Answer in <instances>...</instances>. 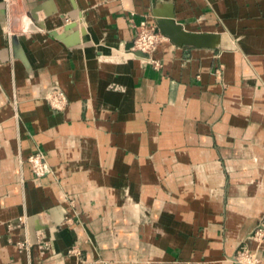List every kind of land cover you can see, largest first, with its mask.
Instances as JSON below:
<instances>
[{"label": "crops", "instance_id": "1", "mask_svg": "<svg viewBox=\"0 0 264 264\" xmlns=\"http://www.w3.org/2000/svg\"><path fill=\"white\" fill-rule=\"evenodd\" d=\"M129 13L180 29L159 68ZM261 216L264 0H0V264H235Z\"/></svg>", "mask_w": 264, "mask_h": 264}, {"label": "rangeland", "instance_id": "2", "mask_svg": "<svg viewBox=\"0 0 264 264\" xmlns=\"http://www.w3.org/2000/svg\"><path fill=\"white\" fill-rule=\"evenodd\" d=\"M132 15H133V13H129V16L127 18V23H128V25L133 27L134 34H133V37L130 38V40L127 42L128 46L126 48V52L132 53L134 55H139V56H146V55H149L150 53L152 54V52L155 50V47H157L158 45H160L163 42L164 37H165L163 35L164 31L159 27L157 21L152 22V24L149 25L148 21L146 20L147 18H145L144 20H140L138 23L135 24L132 20ZM145 16H147V14ZM145 30L148 31L149 33H151L154 36L155 40L152 44V47H150L149 50L143 52V51L135 48L133 42L138 37V34L141 31H145ZM145 64H142V65H145ZM150 66L154 69H157L160 67V62L158 60H154V59L152 60L151 59ZM46 101L52 110L61 111V109L54 107V104L49 100V98H47ZM222 190H223L222 193H224V195H225L226 191L228 190V183L227 182L224 183ZM227 201H228V198H226L225 196L222 195V197L220 198V207H225L227 204ZM136 220H137L136 222L139 223V228H140V226H143L145 223H148L151 221V216L149 213L146 212V214L141 215ZM113 226H115V224ZM140 231H141V229H138V230L124 229L123 235L125 238H127V237H129L128 235H130V234L135 235ZM113 232H115V229H113ZM247 235L250 238L251 237L254 238L255 242L257 241L256 243H258V244L262 240H264V216H261L258 219V221L256 222V225L253 227L252 230H250L247 233ZM200 236L201 235H200L199 231H197L196 233L191 232L188 235V240L191 239L192 245L195 246L194 244H195L196 240L201 239ZM225 240H226L225 230L223 229V231H221V242L223 243L222 251H223L224 255H225V252H224L223 248H224ZM204 241H207V240L204 239ZM147 248H148L147 245H141V246L137 247L136 253H138L140 255L146 254ZM125 249H127V251L129 250V252H130V247H126ZM263 249H264V247H260L256 251H249L247 249V247L245 246L244 242L242 240H240L238 242V244L234 247V250L231 252V256L229 257V259L234 261L235 264H264L263 263V255H262V253H264Z\"/></svg>", "mask_w": 264, "mask_h": 264}, {"label": "built area", "instance_id": "3", "mask_svg": "<svg viewBox=\"0 0 264 264\" xmlns=\"http://www.w3.org/2000/svg\"><path fill=\"white\" fill-rule=\"evenodd\" d=\"M154 40H155L154 36L145 30V31H141L138 34V37L134 40L133 44H134L135 48L145 52V51L149 50L150 47H152ZM47 98H49V100L54 104V107H57L55 105L56 103L63 101V98H62L60 92L55 87H51L48 90ZM28 162L30 163V165L32 167V171L34 173L35 178H39L47 172V165H46L43 157L39 153H35V154L29 156Z\"/></svg>", "mask_w": 264, "mask_h": 264}, {"label": "bare ground", "instance_id": "4", "mask_svg": "<svg viewBox=\"0 0 264 264\" xmlns=\"http://www.w3.org/2000/svg\"><path fill=\"white\" fill-rule=\"evenodd\" d=\"M157 21H158L157 23H158L159 27L164 31V33L166 35H168L171 38L174 37V35H176L180 31L178 26L175 25V23L173 22L172 18H160ZM126 48H127V46H126ZM124 51L126 52V49ZM131 56H133L134 58L142 59V61L144 60V62H146V63H148L149 61L151 62V59H152L151 53L149 55H146V56H139V55H134L131 53ZM55 88L58 89V91L60 92V94L63 98V101H60V102L56 103L55 105L59 109L63 110L68 103L67 97H66L65 93L60 88H58V87H55ZM47 96H48V91L45 95V99H47ZM252 239L255 241L254 238H252Z\"/></svg>", "mask_w": 264, "mask_h": 264}]
</instances>
